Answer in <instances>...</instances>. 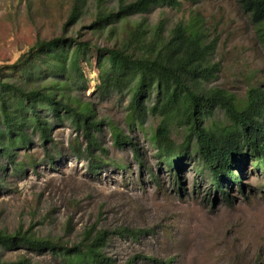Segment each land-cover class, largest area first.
I'll list each match as a JSON object with an SVG mask.
<instances>
[{"label": "rangeland", "instance_id": "obj_1", "mask_svg": "<svg viewBox=\"0 0 264 264\" xmlns=\"http://www.w3.org/2000/svg\"><path fill=\"white\" fill-rule=\"evenodd\" d=\"M69 1L0 0V75L21 78L10 66L38 38L65 35ZM117 2L105 0L103 5L115 9ZM94 6L95 0H88L85 14L65 36L112 47L118 32L109 37L107 31L92 34L88 30ZM193 12L200 14L210 38L217 40L212 60L220 64V72L206 87L224 89L238 101L252 87L264 90V45L236 0H200L182 3L174 10L157 7L146 15L128 18V22L144 18L152 27L164 21L169 31ZM81 66L89 83L77 98L89 103L94 117L101 121L95 133L106 151L105 155L95 152L100 167L91 172L88 161L75 156L74 148L85 143L69 122L52 128V142L45 147L36 136L31 138L30 145L17 154L22 164L19 170L6 165V172L0 175V231L31 229L40 238H62L75 245L83 230L95 225L112 233L104 253L114 264H154V260L157 264H264V174L255 167L254 158L247 152L233 157L242 177V191L238 184L229 185L226 198L198 172L201 162L192 146L180 159L176 155L168 168L157 157L151 140L161 119L149 116L138 124L129 117L126 98L113 95L99 100L95 56ZM227 124L220 110L204 123L213 129ZM111 126L129 137L132 145L117 148ZM186 134L184 127L170 129V138L177 145ZM67 224L72 229L69 234ZM121 228L141 232L136 239L114 234ZM21 256L34 264H67L51 253L37 256L26 250H0L5 261Z\"/></svg>", "mask_w": 264, "mask_h": 264}, {"label": "trees", "instance_id": "obj_2", "mask_svg": "<svg viewBox=\"0 0 264 264\" xmlns=\"http://www.w3.org/2000/svg\"><path fill=\"white\" fill-rule=\"evenodd\" d=\"M104 1L95 0L88 30L92 34L107 31L109 37L119 34L112 47H98L89 40L65 36L68 28L85 14L88 4V0H70L65 35L49 40L38 38L10 66V70L22 74L21 78L15 79L10 73L0 75V175L6 172V165L19 170L22 164L17 154L30 145L31 138L36 136L45 147L52 142V128L64 122H69L85 143L74 148L75 156L87 160L91 172L100 167L95 152L105 155L106 151L95 133L101 121L94 117L89 103L77 98L78 93L88 89L81 63L89 62L91 55L96 58L95 91L99 100L113 95L126 98L129 117L138 124L149 116L161 119L151 140L157 157L168 168L192 146L201 162L198 172L225 198L229 185L238 184L242 191V177L233 157L247 152L264 174V90L252 87L245 99L238 101L224 89L206 87L217 78L220 64L212 60L217 40L210 38L200 14L193 12L186 22H177L169 31L164 21L152 27L144 18L128 22V18L146 15L157 7L174 10L182 3L196 4L200 0H118L117 7L110 10ZM236 3L264 45V0ZM217 110L228 124L218 129L204 125ZM173 125L187 132L181 144L170 138ZM111 130L117 148L132 145L131 139L116 127L111 126ZM176 155L180 156L175 160ZM71 230L67 224L65 232L69 234ZM140 232L121 228L114 234L136 239ZM111 234L92 225L83 230L78 244L68 245L62 238H40L31 229L0 231V250H26L37 256L51 253L67 264H114L104 253ZM0 264L34 263L21 256L15 261L0 257Z\"/></svg>", "mask_w": 264, "mask_h": 264}]
</instances>
